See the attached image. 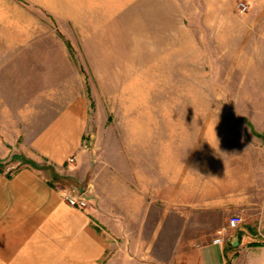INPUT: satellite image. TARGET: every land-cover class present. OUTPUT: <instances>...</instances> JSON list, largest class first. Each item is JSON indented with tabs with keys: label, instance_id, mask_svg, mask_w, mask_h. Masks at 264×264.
Returning a JSON list of instances; mask_svg holds the SVG:
<instances>
[{
	"label": "rangeland",
	"instance_id": "1",
	"mask_svg": "<svg viewBox=\"0 0 264 264\" xmlns=\"http://www.w3.org/2000/svg\"><path fill=\"white\" fill-rule=\"evenodd\" d=\"M246 2L0 0V176L35 169L74 192L94 178L86 208L109 235L136 222L104 205L172 161L264 195V25L247 15L264 5Z\"/></svg>",
	"mask_w": 264,
	"mask_h": 264
},
{
	"label": "crops",
	"instance_id": "2",
	"mask_svg": "<svg viewBox=\"0 0 264 264\" xmlns=\"http://www.w3.org/2000/svg\"><path fill=\"white\" fill-rule=\"evenodd\" d=\"M246 1L264 5V0ZM247 15L264 25V11ZM49 127L50 132L66 131L58 123ZM53 137L42 136L33 146L45 151L44 141ZM55 159L60 165L59 155ZM173 164L159 183L156 175L142 178L134 173L138 185L134 181L132 197L118 196L113 207L104 205L108 213L131 212L136 222L133 231L120 225L115 235L100 230L90 215L92 209L68 206L61 198L68 188L51 184L37 170L23 168L11 178L0 176V264H237L241 254L250 257L251 264H264V241L246 234L258 231L264 237L260 190L237 179L220 184L215 178L205 179L202 172L190 175L185 166L174 170ZM94 183L90 177L84 184L87 204L88 195L97 193ZM231 214L240 215L242 225L214 243L216 231L227 226ZM120 217L117 214L116 219ZM146 221L150 229L145 243L135 234L144 230Z\"/></svg>",
	"mask_w": 264,
	"mask_h": 264
},
{
	"label": "built area",
	"instance_id": "3",
	"mask_svg": "<svg viewBox=\"0 0 264 264\" xmlns=\"http://www.w3.org/2000/svg\"><path fill=\"white\" fill-rule=\"evenodd\" d=\"M247 9V5L244 3H240L238 6V10L240 12H245ZM69 162H73V158L68 160ZM62 200L70 207L83 210L87 206V197L84 192H74V191H62L61 192ZM242 217L240 215H232L228 221V228H235L239 224L242 223ZM225 228H221L216 232V238L213 240L214 243H221L223 239V235L225 234Z\"/></svg>",
	"mask_w": 264,
	"mask_h": 264
},
{
	"label": "trees",
	"instance_id": "4",
	"mask_svg": "<svg viewBox=\"0 0 264 264\" xmlns=\"http://www.w3.org/2000/svg\"><path fill=\"white\" fill-rule=\"evenodd\" d=\"M228 263V262H227Z\"/></svg>",
	"mask_w": 264,
	"mask_h": 264
}]
</instances>
